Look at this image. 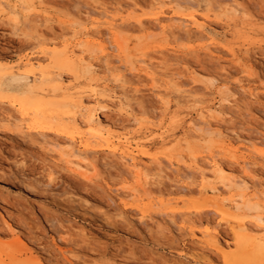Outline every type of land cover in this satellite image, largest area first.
Instances as JSON below:
<instances>
[{"label":"rangeland","instance_id":"obj_1","mask_svg":"<svg viewBox=\"0 0 264 264\" xmlns=\"http://www.w3.org/2000/svg\"><path fill=\"white\" fill-rule=\"evenodd\" d=\"M7 1L0 5V264H229L228 257L238 252L235 216L245 217L254 226L250 238L264 245L257 214L234 206L236 199L244 203L238 198L241 189L224 187L209 166L206 187L198 174L180 181V173L189 170L195 156L213 153L225 166H233V178L245 176L241 164L253 162L254 176L246 178L249 195L264 194V159L254 153L264 147L253 145L264 143V0H237L243 5L239 14L228 11L221 0H194V5L183 6L178 0H165L157 7L153 0ZM133 1L137 6L129 4ZM115 5L125 7L120 16L134 27L135 17L155 26L151 19L157 13L163 11L170 19L181 11L196 15L201 29L191 25L176 30L168 41L158 23L151 31L125 29L122 39L137 70L126 63L123 52L111 50L116 62L112 64L121 67L127 79L126 85H118L100 61L117 36L106 35V25L99 28L92 22L93 10ZM98 28L106 41L93 33ZM208 46L212 55L203 49ZM165 47L172 50L161 55ZM141 52L151 54L161 99L136 62ZM176 68L183 70L186 89L205 99L202 105L182 103L181 95L169 88L168 72ZM249 89L253 97L245 91ZM29 95L50 112L62 113L64 126L45 131V137L30 132L34 118L23 120L12 105L13 98ZM201 108L212 115L213 127L194 132L190 125ZM219 112L224 119L216 117ZM89 115L104 126L115 124V139H122L126 150L140 153V162L149 167L148 180L105 151L90 158L96 166L88 173L90 180L61 161L70 135L88 137L92 132L82 118ZM48 144L56 148L50 152ZM152 157L161 158L163 166ZM185 182H190L188 191L177 189ZM214 187L224 191L217 194ZM217 206L228 215L216 213ZM174 207L200 212L181 218L175 227L164 216ZM143 213L148 214L144 223ZM209 224L218 225L223 252L202 232ZM180 226L186 228L179 230ZM193 226L196 232L190 231ZM238 264H264V255Z\"/></svg>","mask_w":264,"mask_h":264},{"label":"bare ground","instance_id":"obj_2","mask_svg":"<svg viewBox=\"0 0 264 264\" xmlns=\"http://www.w3.org/2000/svg\"><path fill=\"white\" fill-rule=\"evenodd\" d=\"M164 1L165 0H153L152 4H153V6L157 7V6H161ZM178 1H179L180 6L187 5V4H191V5L193 4L194 5V3H193L194 0H178ZM210 1H212V0H210ZM129 4H132L133 5L132 7H134V4H135V6H137V4L134 1L132 3L130 2ZM220 4L222 6H224L228 11H230L234 14H239V13L243 12V5H242V3L237 2V0H221ZM0 5L6 6V5H8V1L7 0H0ZM215 5L217 6V4H215ZM127 6L129 7L131 5L127 4ZM124 8L125 7H123L122 5H118L116 7H107L104 10H96L95 9V10H93V13H92L93 17H94L92 22L94 23V25H96L99 28L102 25H106V27H107L106 28V30H107L106 35L108 34V32H111L117 36L116 44L108 45L107 47L104 48V51L102 52V56H101L100 61L102 63V65H101L102 68H104V70L107 71L108 73H111V76H112L111 78L113 79V81H115V84L117 83L118 85L119 84L126 85L127 79L125 78V75L124 76L121 75V71H122L121 67H118L117 65L114 66L112 64V62L114 61V59L112 61V55H114L112 53L113 50H120L121 52H123L127 58L126 63L132 67L131 68L132 70H137L135 61L130 59V57H128V55H127L128 43L124 42L122 39V35L124 34L125 29H128V30L132 29V31L134 30V31L141 32V31H145V30L154 29V27H157L156 25L158 23V25H160V28L162 29L163 35L165 37L164 41H168L171 37H175L174 35L176 34V30L182 31L183 29H185V28L187 29V27H189L191 25H193L197 29H201L200 28L201 26L198 24V19H197L196 15H194V14L185 15L184 13L183 14L180 13L181 11L175 13L172 17H170V19L169 18L165 19L166 14L163 11L157 13L151 19V20H154L155 22H157L155 26H153L154 24L147 25V23H146L147 20L142 18V17H135L136 22H137V26L134 27L133 24H132V26L128 25L126 20H124V18H122L120 16V14H122V12H124L123 11ZM14 17H16V15ZM167 19H169L168 21H170V23L165 22V20H167ZM210 27H212V26H210ZM99 28L97 30H94L93 33L100 35L101 39L106 41L107 36L105 35V33L103 34L102 31H100L101 29L99 30ZM177 36H179V35H177ZM181 36H183V35H181ZM199 37L201 39H204L205 35H204V37H203V35H201V36L199 35ZM179 38H181V37L179 36ZM165 49L168 50L171 48H169V47L162 48L159 51V53L161 55H164ZM203 49H206L207 51H209L210 52L209 54L213 53L211 46L205 47ZM154 55H156V54H154ZM206 55H208V54H206ZM181 58H182V56H181ZM212 59H214V58H212ZM117 61H119V60H117ZM136 62L138 63V65H140V67L144 71H146L147 76H149V78L154 83L153 88L155 89V91H158L157 89H159V86H158V79L156 77L157 71H155V67H154V63L152 61L151 54H149V52L148 53L141 52L140 57L137 59ZM113 63L115 64L116 62H113ZM33 67H34V65H33ZM124 69H125V67H124ZM182 71H183L182 68H176V70L174 72H172V71L168 72V74L171 73L167 76L169 78V80L167 79V81H168L167 84L169 85V88L174 89L177 93H179L181 95V99H182L181 102L182 103L184 101V102H187V104L188 103H194L196 105H202L204 103L205 99L196 95L195 90L186 89L188 84L185 80L181 79ZM61 76H60V78H63ZM18 78H21V77H18ZM27 78H28V76H27ZM37 80H39V79H37ZM35 81H36V79H35ZM60 82L63 83L62 81H60ZM239 83H241V82H239ZM227 91L233 92L232 88H227ZM245 91L248 92L250 96H252V97L254 96L251 89L245 90ZM158 92H159L158 95L161 99L162 98V96L160 94L161 91H158ZM29 93H32V92L30 91ZM233 98L235 100H238L239 95L237 93H234ZM233 102H234V100H233ZM224 103H230L231 104V101L229 99H225ZM12 105L14 107L19 108V110L21 112L20 115H22L23 120H26L29 117L34 118V123H33L34 125L32 124L31 126H28L30 132H32V133H36L38 135H41L42 137H45L46 136L44 134L45 131L55 129V127L58 128V127L64 126L61 123V121L64 119L62 113L50 112L48 106L44 102L34 100L33 98H31L30 95L25 97L24 99H21V100H14V98H13ZM199 113L200 114H199L198 118L196 120H194L190 125L191 130L194 132L195 131L203 132V131H205V129H211L213 127L212 121L210 120V117L212 118V115H209L207 113V111H205L204 108H201V112H199ZM217 114H216L217 116L216 115L215 116L217 118H219V120L225 118L224 113L219 112ZM215 116H213V117H215ZM82 118L84 119V122L87 123L92 128L91 129L92 132L89 133L88 137H86L87 135L85 136L84 134L79 133V132L77 134H72L69 136V141H70V145L68 146L69 148H68V150L64 149L66 151L61 153V156H60L61 161L63 163H65L67 166H69L71 168L77 169L79 174H81L83 176V178H85L86 180H90L91 177L89 176L88 173L90 172V170L92 168L96 167L91 162L90 158L92 157L93 154L96 155V153H98L99 151H105V152H108L110 154L117 155L123 162L128 164V167L130 168L131 171H136V174L138 177H145L147 180L149 179V175H148L149 167L140 162V160H139L140 153L139 152L135 153L134 151L126 150V148L122 146V143H123L122 139L121 140L115 139V136L113 135V133L111 131L114 123L108 124L106 122L107 126H104L101 122L102 120L100 121V119L95 117L94 115L84 116ZM221 128L223 129L222 126H221ZM219 132H221V131H219ZM32 133H30V134H32ZM236 137L238 139H241L240 141L251 142L250 138H245V137H242L241 135H239V136L237 135ZM77 138L80 139V141L78 143L76 142ZM235 140H237V139H235ZM68 144H69V142H68ZM253 145L259 146V147H264V143H262V142H253ZM48 146H49V144H48ZM49 147H51L50 149H48L50 152L52 150H54V148H56L54 146V144L53 145L50 144ZM254 153H256L259 157L264 159V149H257V151H254ZM51 155H52V153H51ZM261 158H259V159H261ZM152 159L156 163L157 166H163V160H161V158L152 157ZM254 165L255 164L253 162L245 161L243 164H241V167H242V170H243L245 176H242L239 178H237V177L233 178V177H231L233 166L232 167H229L230 165L225 166L224 163L218 159V156L216 154L211 153V154L205 155V156H199V157L195 156L193 165L188 167L189 170L183 171L180 168H176L175 171L176 172L183 171L182 174L180 173V181H185V180L190 181V180L194 179L195 176H197V174H198L202 178V182H203L204 187H206V185L208 184V179L210 178L207 171H206V169H207L206 166L212 167L213 172L215 173V175H217L221 179V183L223 184L224 187H233V188L242 190V193H240L238 195V198L243 199L244 203H239L237 201V199L234 200V204H235L234 206H236L235 208L237 210H244V211L256 213L257 216L256 215H254V216H255V220L257 221V223L259 222L258 227L264 228V216H263V214H264V194L262 193L263 194L262 195V194L255 192V194L253 193L254 194L253 196H250L249 195L250 193L248 191L251 190V187L249 186V183L246 180V178H252L254 176L253 175L254 174V171H253ZM50 174L55 176L53 174V169H51ZM52 179H54V178H52ZM189 184H190V182H187V183L185 182V186L179 187L177 189L181 190L182 192L188 191L189 188L187 186ZM221 189H219L218 187H214L211 190H213L217 194H220V193H222V191H224ZM252 201H254V203ZM214 211L216 213H219V214H223V215L227 214L228 215V213L221 206H217ZM199 212H200V210L198 208H195V207H193V208L192 207H189V208H175L174 207V208H171L170 211H166L164 216L167 215V217L171 218V223L174 226L175 225L177 226L176 223L181 218L184 217V219H185V217L188 215L189 216L192 215V217H193V215L197 216L196 214ZM147 218H148V214L143 213L141 216V221L144 223ZM189 218H191V217H189ZM192 219H190V220L186 219V221H188V223H191L193 225H197L200 223V222H197L198 220L196 221V220H192ZM234 221L237 224V228H238L237 229L238 233L236 234L237 235L238 252L234 256L228 257V263L229 264L244 263L247 260L248 261L249 260H256V259L260 258L262 255H264V245L255 244V242L250 238V236L248 234V232H251L252 230L254 231V226L249 225L250 223L249 224L247 223L245 217L235 216ZM185 228H186V226H182V227L180 226L179 230L185 229ZM189 229L191 232H196L194 226L190 227ZM202 232H207V235L210 237L211 241L213 242L215 249L220 251V252H223V246H222V243L220 241V236H219L220 231L218 229L217 224H209L206 227V229L203 230Z\"/></svg>","mask_w":264,"mask_h":264}]
</instances>
